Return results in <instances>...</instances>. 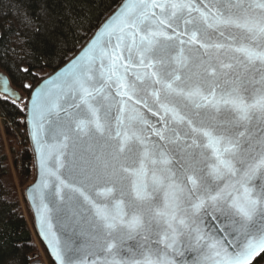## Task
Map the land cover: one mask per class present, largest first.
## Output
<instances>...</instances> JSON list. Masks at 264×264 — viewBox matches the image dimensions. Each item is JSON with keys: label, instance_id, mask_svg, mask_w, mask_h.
I'll return each instance as SVG.
<instances>
[{"label": "snow or ice", "instance_id": "6c2138e0", "mask_svg": "<svg viewBox=\"0 0 264 264\" xmlns=\"http://www.w3.org/2000/svg\"><path fill=\"white\" fill-rule=\"evenodd\" d=\"M31 114L57 264L264 253V0H128Z\"/></svg>", "mask_w": 264, "mask_h": 264}, {"label": "trees", "instance_id": "16d2710c", "mask_svg": "<svg viewBox=\"0 0 264 264\" xmlns=\"http://www.w3.org/2000/svg\"><path fill=\"white\" fill-rule=\"evenodd\" d=\"M123 1L0 0V73L25 96L20 106L0 95L3 135L10 145L17 143L18 147H9V151L21 184H31L34 177L25 125V105L31 90L70 61ZM3 135L0 133V264H34L36 248L21 213ZM35 236L38 239L36 232ZM252 264H264V253Z\"/></svg>", "mask_w": 264, "mask_h": 264}, {"label": "water", "instance_id": "95a60500", "mask_svg": "<svg viewBox=\"0 0 264 264\" xmlns=\"http://www.w3.org/2000/svg\"><path fill=\"white\" fill-rule=\"evenodd\" d=\"M128 0H124L119 7L102 23L105 24L117 11L120 10L122 5L126 4ZM102 25L98 28V30L94 33V35L91 37V39L85 44V46L70 60L68 61L64 66H62L60 69L55 71L54 73L48 75L44 79H42L40 82H38L35 87L31 90L27 100H26V105H25V125H26V131H27V137L30 145V149L33 155V165H34V177L33 181L31 184H29L25 190H24V198L25 201L28 205V208L31 212L32 218H33V224H34V229L36 232V235L43 245L48 257L50 260L53 262V264H57L54 256L52 255L51 249L49 248L48 242L45 240L44 236L41 234V228H40V218L37 213V206L40 203V197L41 195L47 196V190L43 189L42 187H38L40 185L41 177H40V167H39V155L36 151V143L35 140L33 139L32 133H33V127H32V114H31V98L34 96L35 91L40 89V88H45L50 86L51 81H57V78L60 77L63 73L67 72L68 68L72 65L74 61L80 57L84 51L86 50L89 42L96 36L98 35L99 31L101 30ZM4 79H7L8 81V87H9V92L5 93L3 91L2 87V82ZM0 95L7 97L9 100L12 102L18 103L20 100V95L19 93L12 88L10 85V82L8 78L6 77L5 74L0 73ZM53 230L57 231V234L59 233L58 227L56 225V215L53 213ZM262 254V253H260ZM259 254V255H260ZM259 255L255 256L252 259L253 260L258 257ZM34 264H40V261H35Z\"/></svg>", "mask_w": 264, "mask_h": 264}, {"label": "rangeland", "instance_id": "374dc122", "mask_svg": "<svg viewBox=\"0 0 264 264\" xmlns=\"http://www.w3.org/2000/svg\"><path fill=\"white\" fill-rule=\"evenodd\" d=\"M20 95V100H19V105L23 106L24 102H25V96L22 95V93L19 94ZM0 133L3 135V129H2V120L0 118ZM3 140H4V144H5V149H6V153L8 155L9 158V165L11 168V172H12V177L14 180V185H15V190L19 199V203H20V208H21V213L23 215V217L25 218L28 227L32 233V237H33V243L35 245V255H33L32 257V261H40V264H50V261L44 251V249L42 248L41 244L39 243L38 239L35 236V232H34V227H33V222H32V217L28 211V205L26 203V201L24 200V190L25 188L28 186L29 183L27 184H21L18 179L17 176L14 172V170L12 169V155L10 154L9 151V147H12L13 150L16 149L17 143H12L11 145L9 144V142H7V140L5 139L4 135H3Z\"/></svg>", "mask_w": 264, "mask_h": 264}]
</instances>
